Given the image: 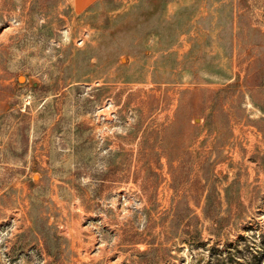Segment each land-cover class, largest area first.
Masks as SVG:
<instances>
[{
  "label": "rangeland",
  "instance_id": "374dc122",
  "mask_svg": "<svg viewBox=\"0 0 264 264\" xmlns=\"http://www.w3.org/2000/svg\"><path fill=\"white\" fill-rule=\"evenodd\" d=\"M0 264H264V0H0Z\"/></svg>",
  "mask_w": 264,
  "mask_h": 264
},
{
  "label": "crops",
  "instance_id": "0c3cea01",
  "mask_svg": "<svg viewBox=\"0 0 264 264\" xmlns=\"http://www.w3.org/2000/svg\"><path fill=\"white\" fill-rule=\"evenodd\" d=\"M97 0H72V8L75 13H82Z\"/></svg>",
  "mask_w": 264,
  "mask_h": 264
},
{
  "label": "trees",
  "instance_id": "16d2710c",
  "mask_svg": "<svg viewBox=\"0 0 264 264\" xmlns=\"http://www.w3.org/2000/svg\"><path fill=\"white\" fill-rule=\"evenodd\" d=\"M209 121H210V119L207 120V121L205 120V125H203L204 126L203 127L204 129H208L210 127V122Z\"/></svg>",
  "mask_w": 264,
  "mask_h": 264
},
{
  "label": "water",
  "instance_id": "95a60500",
  "mask_svg": "<svg viewBox=\"0 0 264 264\" xmlns=\"http://www.w3.org/2000/svg\"><path fill=\"white\" fill-rule=\"evenodd\" d=\"M19 80L21 81V78Z\"/></svg>",
  "mask_w": 264,
  "mask_h": 264
}]
</instances>
